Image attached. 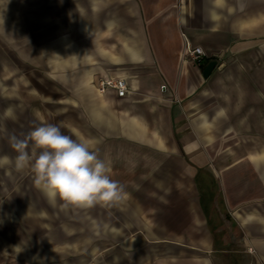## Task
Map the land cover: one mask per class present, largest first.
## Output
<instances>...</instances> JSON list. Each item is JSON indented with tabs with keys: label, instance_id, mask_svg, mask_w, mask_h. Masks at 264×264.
<instances>
[{
	"label": "crops",
	"instance_id": "obj_1",
	"mask_svg": "<svg viewBox=\"0 0 264 264\" xmlns=\"http://www.w3.org/2000/svg\"><path fill=\"white\" fill-rule=\"evenodd\" d=\"M33 13L30 118L98 141L125 194L63 208L22 190L18 220L6 221L19 226L5 230L20 241L1 264H264V0H0L4 30ZM188 45L204 48L202 65ZM109 78L131 92L101 93ZM237 93L253 96L242 117ZM204 138L262 139L237 151Z\"/></svg>",
	"mask_w": 264,
	"mask_h": 264
},
{
	"label": "rangeland",
	"instance_id": "obj_2",
	"mask_svg": "<svg viewBox=\"0 0 264 264\" xmlns=\"http://www.w3.org/2000/svg\"><path fill=\"white\" fill-rule=\"evenodd\" d=\"M26 17L27 21L23 24L22 31L18 29L9 31L4 30L3 24L7 16L0 15V156L7 155L13 161V165L0 168V264L4 261L5 255L3 253L11 245L10 243L12 242L13 244L20 241L18 239H6L5 230L6 227L9 228L11 225L19 226V223L12 224L6 223V221L11 219L18 220L19 212L16 207H19L22 190H26L29 187L32 189L33 187L32 190L28 191L29 195H37L39 200H43L42 193L34 189L33 173L30 169H25L22 172L15 171L14 160L17 153L11 146V137L15 136L22 139L34 127L41 125L37 123L34 116L30 118L31 108L40 103V100L36 99V95L31 94V90H35L36 86V15L33 13L28 14ZM10 60L11 62L8 64ZM9 71L12 72V79H5L4 74L6 72L9 73ZM19 77H22V81L27 79L28 87H25L23 84L21 86L25 88L23 90V93H25L23 98L24 105L29 109L28 111L26 109L24 111L20 110L21 102L18 94L20 91L18 85L20 81ZM252 97L238 93L234 96L237 117L248 114L251 106L249 101ZM9 109L12 110L11 116L7 114ZM237 129L243 132L248 128L238 127ZM204 139L208 141L204 143L205 149L242 151L250 148L252 150H258L262 138ZM212 140L214 141L212 142ZM214 194L216 201L222 206L221 198L217 190ZM45 208L49 213L53 212L47 205ZM240 249L243 252L244 248L240 247Z\"/></svg>",
	"mask_w": 264,
	"mask_h": 264
},
{
	"label": "clouds",
	"instance_id": "obj_3",
	"mask_svg": "<svg viewBox=\"0 0 264 264\" xmlns=\"http://www.w3.org/2000/svg\"><path fill=\"white\" fill-rule=\"evenodd\" d=\"M7 114L11 116L12 110ZM11 141L17 153L15 171L30 169L35 187L51 205L89 208L123 200L124 185L112 179L110 166L99 157L98 141L74 139L52 123L34 127L22 139L13 136ZM10 165V157L0 156V168Z\"/></svg>",
	"mask_w": 264,
	"mask_h": 264
},
{
	"label": "built area",
	"instance_id": "obj_4",
	"mask_svg": "<svg viewBox=\"0 0 264 264\" xmlns=\"http://www.w3.org/2000/svg\"><path fill=\"white\" fill-rule=\"evenodd\" d=\"M185 56H190L197 64L202 65L207 53L203 47L192 48L188 45ZM98 89L101 93H106L109 89H115L120 97H125L131 92L128 81L124 78L100 79L98 82ZM162 89L166 91L168 86L163 85Z\"/></svg>",
	"mask_w": 264,
	"mask_h": 264
},
{
	"label": "water",
	"instance_id": "obj_5",
	"mask_svg": "<svg viewBox=\"0 0 264 264\" xmlns=\"http://www.w3.org/2000/svg\"><path fill=\"white\" fill-rule=\"evenodd\" d=\"M217 65H218V62L217 61L210 62L209 65L204 70V76L206 78L210 77V75L212 74V72L214 71V69L217 67Z\"/></svg>",
	"mask_w": 264,
	"mask_h": 264
}]
</instances>
